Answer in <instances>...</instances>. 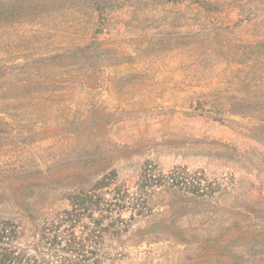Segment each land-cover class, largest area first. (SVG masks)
Segmentation results:
<instances>
[{"label":"rangeland","instance_id":"374dc122","mask_svg":"<svg viewBox=\"0 0 264 264\" xmlns=\"http://www.w3.org/2000/svg\"><path fill=\"white\" fill-rule=\"evenodd\" d=\"M0 14V220L31 239L99 174L132 187L147 162L184 167L216 193L158 191L104 264H264V0H0Z\"/></svg>","mask_w":264,"mask_h":264},{"label":"trees","instance_id":"16d2710c","mask_svg":"<svg viewBox=\"0 0 264 264\" xmlns=\"http://www.w3.org/2000/svg\"><path fill=\"white\" fill-rule=\"evenodd\" d=\"M200 174L184 167L165 172L147 162L132 187L119 181L116 169L99 174L67 194L68 207L33 219L31 239L17 222L0 220V264H104L110 243L152 214L158 191L213 196V184Z\"/></svg>","mask_w":264,"mask_h":264}]
</instances>
